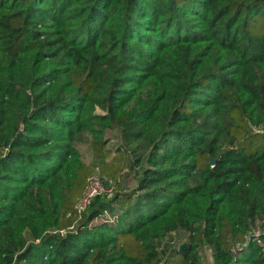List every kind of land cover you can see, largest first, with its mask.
<instances>
[{"label": "trees", "instance_id": "16d2710c", "mask_svg": "<svg viewBox=\"0 0 264 264\" xmlns=\"http://www.w3.org/2000/svg\"><path fill=\"white\" fill-rule=\"evenodd\" d=\"M256 232L264 0H0V264H264Z\"/></svg>", "mask_w": 264, "mask_h": 264}, {"label": "built area", "instance_id": "2783aa9c", "mask_svg": "<svg viewBox=\"0 0 264 264\" xmlns=\"http://www.w3.org/2000/svg\"><path fill=\"white\" fill-rule=\"evenodd\" d=\"M111 193V189H108L104 186L102 179L98 173H94L89 178V185L85 192L84 198L80 202L81 205H78V210L81 212L86 208V206L97 196L103 195V194H109ZM254 239L257 241L258 244L261 246H264L260 239L259 232H256L254 234Z\"/></svg>", "mask_w": 264, "mask_h": 264}, {"label": "rangeland", "instance_id": "374dc122", "mask_svg": "<svg viewBox=\"0 0 264 264\" xmlns=\"http://www.w3.org/2000/svg\"><path fill=\"white\" fill-rule=\"evenodd\" d=\"M83 156L85 158V161L87 163H90L92 160V155L91 153L85 148V147H81L80 148ZM79 205H81V203H79ZM190 240V236L184 233H173L171 235H169L168 237H166L165 239H163V243H169L170 242V248L171 247H178L179 245L188 242ZM211 252L209 249H205L203 252V258H204V262H210L211 263Z\"/></svg>", "mask_w": 264, "mask_h": 264}, {"label": "water", "instance_id": "95a60500", "mask_svg": "<svg viewBox=\"0 0 264 264\" xmlns=\"http://www.w3.org/2000/svg\"><path fill=\"white\" fill-rule=\"evenodd\" d=\"M215 161H213V163H214ZM181 250H182V248H181Z\"/></svg>", "mask_w": 264, "mask_h": 264}, {"label": "crops", "instance_id": "0c3cea01", "mask_svg": "<svg viewBox=\"0 0 264 264\" xmlns=\"http://www.w3.org/2000/svg\"><path fill=\"white\" fill-rule=\"evenodd\" d=\"M210 257H211V255H210Z\"/></svg>", "mask_w": 264, "mask_h": 264}]
</instances>
